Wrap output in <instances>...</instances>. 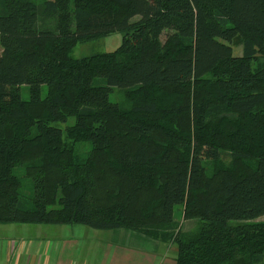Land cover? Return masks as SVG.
<instances>
[{
  "label": "trees",
  "instance_id": "obj_1",
  "mask_svg": "<svg viewBox=\"0 0 264 264\" xmlns=\"http://www.w3.org/2000/svg\"><path fill=\"white\" fill-rule=\"evenodd\" d=\"M115 32V51L73 56ZM0 46V224L123 228L177 244L176 264L264 263V0H0Z\"/></svg>",
  "mask_w": 264,
  "mask_h": 264
},
{
  "label": "rangeland",
  "instance_id": "obj_2",
  "mask_svg": "<svg viewBox=\"0 0 264 264\" xmlns=\"http://www.w3.org/2000/svg\"><path fill=\"white\" fill-rule=\"evenodd\" d=\"M136 16L134 20L138 19ZM123 41V33L115 32L109 36H105L94 41L87 43H79L74 51L73 56L76 58H82L96 53L111 52L115 51ZM236 54H242V47L235 46L234 48ZM1 53V46H0ZM47 85L42 86V96L47 95ZM21 95L24 99H29L31 94L29 86L23 84L21 86ZM110 99L113 102L123 103L125 101V96L119 87H114L110 94ZM75 118L69 117L65 122H56L54 125L65 131L67 126L73 124ZM77 152L81 156H86L91 148V142H80L76 146ZM205 158V156H204ZM30 185L26 183L25 191L29 192ZM182 208H176V219L182 221ZM264 220V216L257 218L256 221ZM183 230L193 231L198 225L193 220H184L182 223ZM116 229H98L84 224H46V223H9L0 224V249L10 240L16 242H33L40 243H50L54 242L57 246L63 245L66 250L75 254H87V258L83 256L86 263L94 264L102 260L110 261L115 247L120 243H110L111 237L116 233ZM9 244V241H8ZM165 246V245H164ZM161 251L157 253L158 259H156L160 264H162L161 259L164 255L165 250L168 253V257H177L178 246L174 244L173 249H168L163 247ZM176 250V251H174ZM94 253V255L92 254ZM93 257V259L91 258ZM81 263V261H79ZM264 264V263H263Z\"/></svg>",
  "mask_w": 264,
  "mask_h": 264
},
{
  "label": "crops",
  "instance_id": "obj_3",
  "mask_svg": "<svg viewBox=\"0 0 264 264\" xmlns=\"http://www.w3.org/2000/svg\"><path fill=\"white\" fill-rule=\"evenodd\" d=\"M114 231L116 234L111 237L110 243L120 244L111 253L110 261L106 258L104 262L99 260L94 261V264H160L156 260L157 253L164 249L163 247L168 250L174 246L173 243H163L127 229L117 228ZM8 241L0 249V264H92L86 263L83 258H87L89 251L86 254H75L67 251L63 245L57 246L53 241L48 244L26 241L18 243L10 239ZM168 253L165 250L162 264H176V258H169Z\"/></svg>",
  "mask_w": 264,
  "mask_h": 264
}]
</instances>
